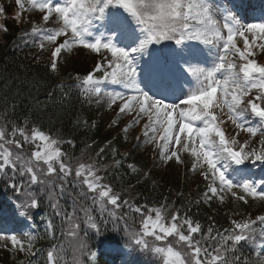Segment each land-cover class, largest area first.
<instances>
[{
	"label": "snow or ice",
	"instance_id": "1",
	"mask_svg": "<svg viewBox=\"0 0 264 264\" xmlns=\"http://www.w3.org/2000/svg\"><path fill=\"white\" fill-rule=\"evenodd\" d=\"M16 5L18 23L31 24L20 38L25 47L31 41L41 53L50 51L49 72L58 74L74 50L99 56L87 75L74 77L75 85L59 86L62 98L68 97L65 87H75L84 102L116 106V117H132L125 133L144 121L137 146L152 145L164 164L183 165L182 154H188L189 171L205 182L189 205L223 204L229 196L238 206L264 202V177L254 172L264 169V63L255 58L264 53V20L245 22L219 0H16ZM33 12L40 14L39 22L31 19ZM0 29L8 31L5 25ZM56 91L47 93L48 100ZM63 144L75 147L72 139L54 136L28 118L17 124L7 112L0 116V180L16 194L18 214L26 221L47 197L60 218V235L73 242V264H84L81 257L94 264L88 229L99 234L109 222L122 226L126 247L160 264H264V213L232 211L226 213L228 227L209 217L205 228L187 205L175 207L167 197L158 206L138 203L131 185L118 191L112 180L123 161L116 159L115 147H101L87 161L82 153L74 161ZM106 150L111 165L104 163ZM127 168L140 173L131 163ZM61 200L70 202L71 211ZM56 232L47 219L44 234L57 242L44 249L36 247L44 237L34 224L21 234L0 231V248L14 259L17 253L29 258L18 264H34L30 258L45 253L44 264H67Z\"/></svg>",
	"mask_w": 264,
	"mask_h": 264
},
{
	"label": "trees",
	"instance_id": "2",
	"mask_svg": "<svg viewBox=\"0 0 264 264\" xmlns=\"http://www.w3.org/2000/svg\"><path fill=\"white\" fill-rule=\"evenodd\" d=\"M8 15L9 13L5 12L4 16L7 18L2 21V25H5L8 31L2 30L0 34V116L7 112V119L17 124L28 118L30 122L39 124L42 130L54 136L60 135L65 140L72 139L75 147L63 144L62 150L73 158L81 153H86L87 157H95L99 148L106 145L108 149L115 147L119 153L116 159L123 161L122 167L117 171L118 178L112 180L118 191L121 189L127 191L131 185L133 186L132 194L140 197L138 203L148 202L150 206H158L167 197L169 203L175 202V207L187 205L191 207L189 214L199 220L205 228L210 223L209 217L218 227H228L229 219L226 213L232 211L251 213L253 217L264 213V203L251 200L248 205L239 204V206L233 200L226 205H220L217 201H213L210 206L201 203L198 208L189 205L190 200L198 199L205 190V182L199 173L189 171L191 162L185 158L184 164L180 167L172 170L163 169L161 172L156 169L157 164L155 168L152 167L156 162L151 161L148 152H145L146 155L140 153L141 144L127 146L120 132L113 131L124 124L123 117L115 115L114 119L119 122L115 126H110V123L103 127L99 124V121H103L105 113L101 109L102 103L97 105L95 99L92 103L84 102L80 97L79 89L75 87H65L68 97L62 98L59 86L75 85L74 77L87 75L89 69H81L77 62L78 58L75 57L67 60L70 64L65 70L60 68L58 74L49 72L45 65L49 61L50 51L41 53L36 47L31 46V41H28L30 46L25 47V42L20 36L30 24L17 23ZM34 19L39 22L38 17ZM37 55L40 57L39 62L33 59ZM5 83H8L7 88L4 87ZM53 88L57 91L53 99L48 100L47 93ZM37 101H39L38 108ZM84 121H87V124ZM109 141H111L110 145ZM88 145H91V148ZM104 156V163L111 165L113 163L111 152L106 150ZM129 163L135 165L140 173H132L127 168ZM112 171V168L108 169V173ZM144 172L149 175L144 177ZM178 193H183V196L177 195ZM16 198V194L6 186L3 180H0V231L2 232L14 231L21 234L26 228V221L22 220L14 210L16 206H13V201L15 202ZM60 203L71 211L70 202L61 200ZM47 219H52L57 227L56 235L58 240L64 243L67 264H73V242L71 238L65 239L60 235V218L54 216L46 196L38 209L31 210V222L36 226V232L44 237L37 241L36 247L47 249L52 243L57 242L50 240L44 234ZM121 229L122 226L119 229L114 228L111 222L102 226L99 234L88 229L87 240L90 251L97 253L94 264H160L158 258L138 248L126 247L127 241ZM111 246L123 247L125 252L113 253L106 249ZM243 250L248 254L252 252V249L247 247ZM45 257L46 253L44 257L30 259L34 264H37V261L38 264H44ZM27 259L29 258H26L23 253H17L14 259L10 251L0 248V264H18L19 260L27 261ZM81 260L84 264H88L86 257H81Z\"/></svg>",
	"mask_w": 264,
	"mask_h": 264
},
{
	"label": "rangeland",
	"instance_id": "3",
	"mask_svg": "<svg viewBox=\"0 0 264 264\" xmlns=\"http://www.w3.org/2000/svg\"><path fill=\"white\" fill-rule=\"evenodd\" d=\"M222 2H224V3H222ZM243 2H244V0H230V2H229V0H219V3L222 6L226 5L228 8L235 11L239 15V17L245 22H257L260 20H264V12H261L259 14H253L252 13L251 16L250 15L241 16L237 12V9H239L241 6H243ZM0 8L3 9V11L0 12V25H2V21H4V19L7 18V16L6 17L4 16L5 12L9 13L8 17L10 19L15 20L18 23V21L15 19V14L17 11H19L18 6L16 5V0H0ZM254 8L255 7H250V10L252 11ZM241 9H245V8L243 7V8H240V10ZM25 15H27V14H25ZM34 17H38L40 19V14L33 12L31 14V19L33 21H36V19H34ZM22 19H23V17H22ZM30 27H31V24L27 28V30H29ZM1 31H2V29H0V34H1ZM249 39H251V37H249ZM237 43H238V46L243 47V41L241 39H238ZM258 43H259V41H258ZM75 57L78 58L77 62H79L81 69L82 68H88L89 71H91L93 69L95 62H97L99 60V56L97 54L90 53L88 50H85V49H78V50H74L71 55H68L66 57V63L61 62L59 67L61 69L65 70L68 67V65L70 64V62L68 63L67 60L68 59L71 60ZM255 58L257 59V61L259 63H264V53L257 52V55ZM97 75H99V73ZM101 109L104 110L105 113L103 115V119H102L103 121H99V124L102 125L103 127H106L107 124H110L112 122V120L114 119V117L116 115L115 114L116 113V106H114V108L112 110H108L106 104H104L102 102ZM123 119H124V124L121 127L119 126V129H114L113 131L120 132V134L123 137V141L126 143L127 146L128 145L130 147L135 146L138 144V141H137L138 134H136V133L139 132V137L141 138V141L143 140L142 130H143L144 121H141V123L139 125H136V126L130 128L128 130V132L125 133L123 131V129L129 123V121L132 119V117L131 116H123ZM242 138H245L243 133L241 134L240 139L242 140ZM140 144L142 145L143 143H140ZM26 148H28V146H26ZM140 149H142V150H140V153H144L145 155H146L145 152H148L149 154H151V152L153 154V152H154L152 145H145V146L142 145V147ZM151 150H153V151H151ZM83 154H84V158L88 159V157L86 156V153H83ZM81 155H82V153L79 154L78 157L73 158L74 161L76 158L81 157ZM182 155L189 157L188 154H182ZM150 159H151V161H153V159H154L153 156H151ZM156 164H159L156 169H159V171H161V172L163 171V169L172 170L174 168H178L181 166V165L176 164L174 161L169 162L168 164H164L163 162L157 160L156 163L152 167L155 168ZM160 169H162V170H160ZM230 201H231V197L229 196L223 204H228V203H230ZM18 202L19 201L16 198V201L15 202L13 201L14 206H16V204ZM133 227H137V225H133ZM112 249H115V248H112Z\"/></svg>",
	"mask_w": 264,
	"mask_h": 264
}]
</instances>
